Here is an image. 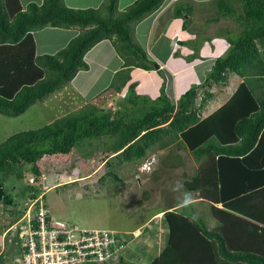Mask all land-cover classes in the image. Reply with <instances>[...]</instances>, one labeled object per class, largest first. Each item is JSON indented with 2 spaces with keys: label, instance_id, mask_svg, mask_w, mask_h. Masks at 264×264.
I'll return each mask as SVG.
<instances>
[{
  "label": "trees",
  "instance_id": "obj_1",
  "mask_svg": "<svg viewBox=\"0 0 264 264\" xmlns=\"http://www.w3.org/2000/svg\"><path fill=\"white\" fill-rule=\"evenodd\" d=\"M238 1L242 13L236 16L232 0H218L217 19L235 18L242 30L237 37L222 34L228 35L227 53L215 61L208 78L192 86L177 103L165 92L156 100L142 99L136 96V85H131L128 102L135 107L145 104L142 116H121L112 109L89 106L43 128L17 133L1 144L0 232L3 207L16 203L3 181L21 178L30 165L34 166L33 179L38 181L36 164L45 156L69 154L85 139L112 138L110 156H115L106 165L108 176L119 181L116 167L137 163L177 139L200 167L186 183L184 199L174 206L180 207L177 213L182 216L172 212L164 215L171 236L167 248L147 264H264V0ZM118 2L106 0L105 15L96 9H71L64 0L31 3L26 9L20 0H0V114L22 116L69 84L80 71L88 69L87 53L105 40L113 41L125 61L124 70L117 74L109 91L121 92L131 81L134 68L154 70L155 62L134 41L133 26L159 10L165 0H137L115 16ZM175 16L187 18V29L190 11L177 6ZM46 27H81L83 32L56 55L41 56L33 33ZM233 77L242 82L217 111L203 118L206 103L215 95L212 91L219 88L222 94ZM155 102L158 106H153ZM113 159L116 162L111 164ZM168 161L173 163L172 157ZM200 198L210 204L209 211L221 229H210L196 212L194 201ZM136 239L125 238L129 246L126 257L133 253L138 260L125 257L122 264H141L148 259ZM184 240L193 246L185 245ZM236 240L243 245L237 247ZM4 256L0 255V264L6 263Z\"/></svg>",
  "mask_w": 264,
  "mask_h": 264
},
{
  "label": "rangeland",
  "instance_id": "obj_2",
  "mask_svg": "<svg viewBox=\"0 0 264 264\" xmlns=\"http://www.w3.org/2000/svg\"><path fill=\"white\" fill-rule=\"evenodd\" d=\"M181 3L182 5L179 3L177 6H184L187 12L193 7L191 14H193L194 20H191V25L196 23L194 27L199 30L195 31V39L189 46L196 49L198 43L205 37L202 32L209 24L207 21L209 19L214 21L220 17V7L217 2L214 3L215 5L213 3L201 4L195 1L192 3L197 5L189 4L190 1ZM240 5L238 0H235L236 16L242 13ZM105 6L106 0H104L102 11L107 15V6ZM119 14L117 5L115 16ZM220 20L222 21L219 23L218 29L212 28V25L209 26L212 35L227 33L230 34L229 37H237V34L242 30L241 22L235 18H220ZM194 27L190 28L187 25V28L191 30ZM81 29V27H77L67 31L46 27L35 31L38 55H56L68 46L69 41L71 42L79 35ZM227 34L223 36L227 37ZM136 39L138 44L149 52L145 46L146 38L141 39L139 35ZM175 49L177 48L175 47ZM97 52L95 50L89 54L88 61L90 63L98 55ZM181 52L178 55H181ZM99 55L101 54L99 53ZM90 66V73L82 74L75 83H69L46 97L45 100L37 102L22 116L11 118L0 114V145L17 133L43 128L89 106H96L105 111L112 109L115 110L114 114L119 112L121 116H124L125 113L142 116V113H145V104L143 107L140 104L138 107L129 104L128 98L123 97L124 92L115 93L107 90L101 93L97 90L98 86L94 88L93 85L92 87V83L96 80L99 83L102 77L100 76L101 68L92 63ZM164 74L162 73L163 76ZM106 80L108 79L105 77L103 82ZM171 80L173 81V78ZM241 82L242 79L233 77L230 86L224 88L223 93L218 95V100L207 104L205 116L222 105ZM118 83L121 85L123 81L119 80ZM262 84L264 85V82ZM80 85L85 87L80 88ZM219 91V88H215L212 92L218 94ZM162 92L166 93L165 90ZM167 94L171 97V94ZM99 95L101 96L98 97ZM181 97L177 96L178 99ZM158 104L155 102L153 106H158ZM202 117L204 118L203 114ZM173 141L174 139L164 149L148 153L145 159L137 163L116 167L114 172L120 179L119 181L108 176L109 167L106 165V161L115 156H110L113 139L109 137L85 139L66 155L45 156L36 164L40 175L38 181L33 179L36 178L33 165L28 166L21 178H7L3 182L6 189L15 197L16 203L14 206L3 207L2 212L0 251L4 249L2 254L5 255V264L20 263L23 239L19 237V226L16 224L25 217L30 220L41 203L45 205L46 210L50 211V215L54 219L65 221L81 229L116 231L123 238L132 239L134 232L135 236L140 237L136 240L143 243L142 248L146 250V252L144 251L145 257L148 256V259L141 264L149 263L148 260L155 256L149 249L153 242L150 236L158 233V238H160L162 231L164 232L167 228V224L162 223L164 214L159 216L158 213L171 209L184 199L186 183L196 175L199 169V163L196 162L193 154L188 149L180 147L177 139ZM171 157L173 163L168 161ZM103 158H105L104 161H102ZM110 162L113 164L116 161L113 159ZM150 162L152 164L149 173L145 172L147 174L141 175L139 170L145 163ZM2 177L0 174V183H2ZM194 202H197L194 204L196 212L203 217L206 216L207 220H211L212 214L209 211V206L196 200ZM18 212H24L22 217L17 215ZM20 217L21 219H19ZM217 224L216 221H212L211 225L210 222L208 223L211 229L216 228ZM8 230L11 231L8 233ZM163 240V238L159 239V244ZM1 242H4V248H2ZM151 246L156 249L155 245ZM134 248V246L131 247V250L135 252ZM129 257L132 261H136L138 258L133 253L129 254ZM137 262L140 263V261ZM116 264H122V262Z\"/></svg>",
  "mask_w": 264,
  "mask_h": 264
},
{
  "label": "crops",
  "instance_id": "obj_3",
  "mask_svg": "<svg viewBox=\"0 0 264 264\" xmlns=\"http://www.w3.org/2000/svg\"><path fill=\"white\" fill-rule=\"evenodd\" d=\"M136 1L137 0H119L118 13H122L128 7L133 5ZM185 1H190L189 4H195L192 3L193 1H195V2H200L201 4L213 3V5H215L214 3L217 2L218 0H165L164 4L161 6L159 10L146 16L144 19L134 24L133 38L135 35L136 37H139L140 35L141 39L143 37L146 38L147 42L145 46L149 52H147V50H145V52L148 54L150 60L152 62H155L156 66L154 70H150V71H146L140 68L132 69L131 81H129V83H127V85L121 91L124 92L123 93L124 98H127L129 94L130 86L136 85L135 92L137 93L138 97L140 98L143 97L142 99L156 100L161 95V91L165 90L166 94L167 93L171 94L170 98L175 103H177V101L179 100L178 99L179 97L177 98V96L181 97L193 85L203 83L208 78V75L212 72L215 61L228 51L229 43L227 41V37H224L222 34H217V35L211 34V27L209 26L212 25V28L214 27L215 29H218L220 26L219 23L222 21V20L218 21V19H214L213 21L210 19L208 20L207 18L208 20L207 22H209V24H207L206 30L202 32V34L205 35V37L202 39V41L198 43L196 49L189 46V44L193 42L195 39V35H194L195 31L199 30L198 28L194 27V24L196 23H194L193 26L191 25V20H194L193 14H191V12L193 11V7L192 9H189L190 17L188 22L190 23L189 24L187 23V25L190 28L194 27V29L192 30L188 28L185 29L184 27L185 20H187V18L177 17L174 14L177 5ZM20 2L24 7V9H26L28 5L31 3L42 5L44 0H20ZM232 2L235 3V0H232ZM64 3L67 7L71 9H75V10L96 9V10H101V12L103 13L102 7L104 0H64ZM73 28H77V27H73ZM53 29H60V28H53ZM65 30L69 31V29H65ZM36 32L33 33L34 39ZM82 32L83 30L81 29L78 34L80 35ZM136 37L134 38V41L138 44ZM107 43H109L110 45ZM177 44L179 46H177ZM174 45L177 49H175ZM95 50L98 51L97 52L98 55L92 59L91 63L96 65L98 68H101L100 76L102 77V79L99 81V83L98 80L92 83V87L93 85L94 88L98 86L97 90H99L98 92L101 93L107 90L109 92V89L113 85L117 74L124 70V65H125L124 59L117 52L116 47L112 40H105L99 43L87 53V55L85 56V61L88 64V69L80 71L70 83H75L82 74L90 73L91 63L88 61V58H89V54L90 53L92 54V52ZM163 50H165V52H163ZM179 52H181V55H178ZM99 53L101 55H99ZM162 73H165L164 76L162 75ZM161 76H163V78H161ZM105 77L108 80L103 82V79ZM171 78H173V81L171 80ZM168 80H170L169 83ZM88 85L90 86V82ZM83 87L85 86L80 85V88ZM218 95L220 94L215 93V95L212 98H210L206 103L203 112L204 117H207L210 114L217 111L227 101L226 100L222 105H220L218 108L212 111L209 115L205 116L204 113L208 108L206 107L207 104L209 102H212L213 100H218ZM100 96L101 95H99L98 97ZM196 201L202 203L205 202L203 198L197 199ZM206 205L210 207V204L208 202H206ZM213 205L218 208H223L222 205H217V204H213ZM168 210L166 211L163 210L162 212L158 213V215L159 216L163 214L165 215L168 212L181 215L177 213L179 212L180 207L173 206L171 209L169 208ZM164 215L162 217V223L166 225L163 219ZM212 216L210 218L211 220H207L206 216L204 217L206 219V222L208 221L210 222V225L212 221H216L218 223L216 216L214 217ZM219 228L221 229L222 227H219V223H218L217 227L213 228L212 230L214 229L216 230ZM169 232L170 231L167 226L164 232L162 231L160 238H158L159 237L158 233H154L152 236H150L152 237L151 239L153 240V242H151L149 249L152 250L151 252L152 254L155 255L154 256L155 258H159L162 252L167 248V244H169V241L171 239ZM162 238L164 240L161 244H159V239ZM197 240L201 242L199 238ZM183 242H185L184 244L188 245L189 247L193 246V243L190 242V240H184ZM139 243L140 245L143 244L141 242ZM2 244L3 247L2 246L1 247L4 248V242H1V245ZM152 244L155 245L156 249L152 248L151 246ZM235 244L237 245V247L239 246V244L243 245L240 241L237 240ZM250 246H254V243L250 244ZM2 250L4 251V249ZM2 250L0 251V255L2 254Z\"/></svg>",
  "mask_w": 264,
  "mask_h": 264
},
{
  "label": "built area",
  "instance_id": "obj_4",
  "mask_svg": "<svg viewBox=\"0 0 264 264\" xmlns=\"http://www.w3.org/2000/svg\"><path fill=\"white\" fill-rule=\"evenodd\" d=\"M151 164L145 163L140 174L149 173ZM39 205L30 220L25 217L16 224L23 239L19 264H116L128 256L129 246L118 232L72 226L54 219L44 204Z\"/></svg>",
  "mask_w": 264,
  "mask_h": 264
},
{
  "label": "clouds",
  "instance_id": "obj_5",
  "mask_svg": "<svg viewBox=\"0 0 264 264\" xmlns=\"http://www.w3.org/2000/svg\"><path fill=\"white\" fill-rule=\"evenodd\" d=\"M190 202V200H186L185 201V203H189ZM145 227V226H144ZM134 234V232L132 233V235ZM134 236V235H133ZM134 238H139L140 239V237L139 236H137V237H134ZM120 263V262H119Z\"/></svg>",
  "mask_w": 264,
  "mask_h": 264
}]
</instances>
